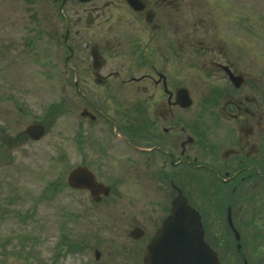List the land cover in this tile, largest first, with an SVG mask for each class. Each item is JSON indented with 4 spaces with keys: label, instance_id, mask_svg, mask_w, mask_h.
<instances>
[{
    "label": "flooded vegetation",
    "instance_id": "obj_1",
    "mask_svg": "<svg viewBox=\"0 0 264 264\" xmlns=\"http://www.w3.org/2000/svg\"><path fill=\"white\" fill-rule=\"evenodd\" d=\"M9 1L0 0L1 71L43 59V78H60L63 108L64 81L72 86L76 165L109 186L97 201L79 189L84 211L103 205L114 216L124 192L140 202L142 213L124 215L142 231L129 240L143 241L127 262L141 264L182 195L220 264H254L264 249V86L230 36L197 25L196 0H19L21 9Z\"/></svg>",
    "mask_w": 264,
    "mask_h": 264
},
{
    "label": "rangeland",
    "instance_id": "obj_2",
    "mask_svg": "<svg viewBox=\"0 0 264 264\" xmlns=\"http://www.w3.org/2000/svg\"><path fill=\"white\" fill-rule=\"evenodd\" d=\"M11 2L21 9L19 0ZM196 4L197 25L212 26V32L230 36L244 56V70L259 73L264 86V0H196ZM117 12L125 13L123 9ZM15 13L18 23L29 21L24 11ZM121 27V31L128 30ZM47 67L41 59L32 66L29 59L28 67L14 71L12 64L9 73L0 69V264H131L128 251L143 241L129 240L133 227L124 215L142 213L140 202L128 200L123 191L124 200H118L114 216L103 205L87 214L82 206L85 195L65 186L66 173L78 159L72 151L78 128L76 95L64 81L69 101L64 98L63 108L59 76L41 79ZM34 122L46 127L38 140L24 131ZM118 216L122 218L116 220ZM67 243L72 244L70 250ZM228 246L234 248L232 243ZM95 249L100 251L98 259ZM256 253L254 264H264V249Z\"/></svg>",
    "mask_w": 264,
    "mask_h": 264
},
{
    "label": "water",
    "instance_id": "obj_3",
    "mask_svg": "<svg viewBox=\"0 0 264 264\" xmlns=\"http://www.w3.org/2000/svg\"><path fill=\"white\" fill-rule=\"evenodd\" d=\"M43 131L40 124L27 127V132L34 139H38ZM68 183L74 187H88L94 198L107 192L103 184L95 181L93 174L83 169L73 170ZM154 250L156 254H153ZM154 259L156 264H218L216 253L203 241L199 215L184 198L178 197L173 201L170 214L148 246L144 264H151Z\"/></svg>",
    "mask_w": 264,
    "mask_h": 264
}]
</instances>
